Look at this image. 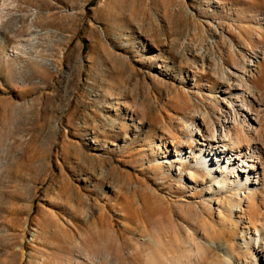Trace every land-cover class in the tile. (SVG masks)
<instances>
[{
  "label": "rangeland",
  "instance_id": "374dc122",
  "mask_svg": "<svg viewBox=\"0 0 264 264\" xmlns=\"http://www.w3.org/2000/svg\"><path fill=\"white\" fill-rule=\"evenodd\" d=\"M0 14V264H224L204 242L226 203L171 144L189 150L211 122L225 134L248 109L238 94L264 107V0H0Z\"/></svg>",
  "mask_w": 264,
  "mask_h": 264
},
{
  "label": "bare ground",
  "instance_id": "6f19581e",
  "mask_svg": "<svg viewBox=\"0 0 264 264\" xmlns=\"http://www.w3.org/2000/svg\"><path fill=\"white\" fill-rule=\"evenodd\" d=\"M2 22L0 14V27ZM23 45L16 44L15 53L22 52ZM255 95L254 90H249L251 101L245 94L233 97V106L240 102L248 109L241 107L242 118L235 112L225 134L222 135V130L216 129L211 122L205 131H197V141L194 131H190L189 141L195 140L197 145H190L189 150L181 147L178 150L175 140L171 144L180 161V169L192 166L194 175L196 172L202 175L203 184L211 183L210 198L216 196L226 203L220 206L228 214L223 216L221 210V228L214 227L212 239L204 242L207 249L222 252L224 264H252L255 254L264 263V107L255 100ZM126 117L135 122L137 132L142 130L143 118L135 110L128 109ZM202 170L204 173L200 172ZM235 244L244 257L237 254Z\"/></svg>",
  "mask_w": 264,
  "mask_h": 264
}]
</instances>
